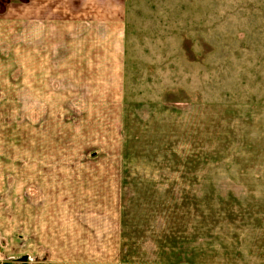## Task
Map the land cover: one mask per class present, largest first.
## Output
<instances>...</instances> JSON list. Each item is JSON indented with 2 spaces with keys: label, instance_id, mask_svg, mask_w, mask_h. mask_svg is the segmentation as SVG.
Listing matches in <instances>:
<instances>
[{
  "label": "rangeland",
  "instance_id": "374dc122",
  "mask_svg": "<svg viewBox=\"0 0 264 264\" xmlns=\"http://www.w3.org/2000/svg\"><path fill=\"white\" fill-rule=\"evenodd\" d=\"M16 1L0 0V17ZM124 7V102L69 106L94 102L76 100L91 93L79 89L46 105L39 122L18 87L19 24L0 27V161L11 150L19 166L28 148L46 164L77 162L70 181L85 177L100 185L104 205L114 202L120 264H264V0H126ZM32 125L44 127L38 146ZM36 192L44 188L35 181L14 190L30 203ZM0 255L14 258L8 264H52Z\"/></svg>",
  "mask_w": 264,
  "mask_h": 264
},
{
  "label": "crops",
  "instance_id": "0c3cea01",
  "mask_svg": "<svg viewBox=\"0 0 264 264\" xmlns=\"http://www.w3.org/2000/svg\"><path fill=\"white\" fill-rule=\"evenodd\" d=\"M125 2L20 0L5 8L0 27L19 24L23 71L18 87L22 97L34 106L30 114L32 118L33 112L37 115V122L42 121L46 105L71 99L69 92L79 89L91 93L76 100L94 102L69 106L116 107L124 102ZM18 9L19 16L13 15L12 10ZM34 128L31 145L36 142L38 146L44 140V135L40 136L44 127ZM26 134L28 126L22 120V135ZM8 151L4 161H0V172L13 175L6 182L0 175V198L6 197L7 188H12L6 199L13 200H0L5 204L3 207L0 203V251L13 256L34 254L52 264H120L122 256L114 251L120 244V223L112 210L114 202H101L106 197H100V185H89L85 177L76 176L71 182L77 162L73 163L75 167L70 161L46 164L38 156L36 160L29 157L34 152L28 148H21L24 161L18 166ZM34 181L44 188V194L36 192L31 203L27 192L14 194L15 189L23 191ZM94 186L99 189H92Z\"/></svg>",
  "mask_w": 264,
  "mask_h": 264
},
{
  "label": "built area",
  "instance_id": "2783aa9c",
  "mask_svg": "<svg viewBox=\"0 0 264 264\" xmlns=\"http://www.w3.org/2000/svg\"><path fill=\"white\" fill-rule=\"evenodd\" d=\"M14 258H2V256L0 255V264H8V262H12ZM14 264V263H12Z\"/></svg>",
  "mask_w": 264,
  "mask_h": 264
}]
</instances>
